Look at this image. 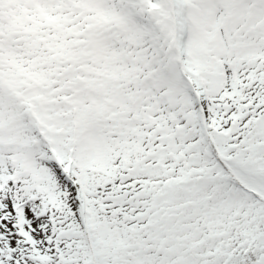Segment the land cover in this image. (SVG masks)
Returning <instances> with one entry per match:
<instances>
[{
  "label": "snow or ice",
  "instance_id": "1",
  "mask_svg": "<svg viewBox=\"0 0 264 264\" xmlns=\"http://www.w3.org/2000/svg\"><path fill=\"white\" fill-rule=\"evenodd\" d=\"M0 264H264V0H0Z\"/></svg>",
  "mask_w": 264,
  "mask_h": 264
}]
</instances>
